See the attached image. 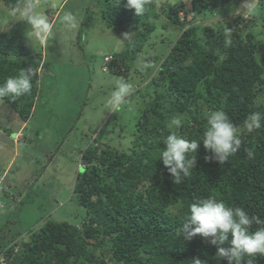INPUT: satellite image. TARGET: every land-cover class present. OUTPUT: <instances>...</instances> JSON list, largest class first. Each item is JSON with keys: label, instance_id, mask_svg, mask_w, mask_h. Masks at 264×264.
Masks as SVG:
<instances>
[{"label": "trees", "instance_id": "obj_1", "mask_svg": "<svg viewBox=\"0 0 264 264\" xmlns=\"http://www.w3.org/2000/svg\"><path fill=\"white\" fill-rule=\"evenodd\" d=\"M0 1L8 9L26 3ZM153 1L147 0L144 14L137 16L127 7V0L119 5L104 0L106 12L102 14L109 29L132 32L114 56L118 64L114 75L128 76L131 67L126 62L135 61L142 52V42L156 29L158 20L164 21L161 26L166 30L179 31L167 40L168 51L160 55L148 84L150 102L137 120L133 145L128 152L104 145L83 153L85 166L72 189V202L85 210L81 229L66 221L47 220L28 240L2 250L5 264H191L195 257L206 264H227L211 245V237L184 239L181 226L191 203L215 197L264 221V120L251 133L244 128L252 113L264 114V43H251L255 21L264 20V0L257 1L252 18L234 15L218 31L194 22L230 0H189V6L181 0L163 2L161 16L153 10ZM233 25L246 30L244 36ZM23 28L18 23L0 32V84L30 67L33 87L15 102L0 100L25 123L34 109L39 81L33 63L22 59L27 55ZM226 33L231 39L228 46ZM257 98L261 99L259 107ZM216 110L227 114L241 139L240 150L223 164L205 159L211 153L202 141L207 115ZM173 118L181 119L180 128L169 127ZM172 133L200 141L197 153L188 156L196 157L189 175L179 181L159 160L164 140ZM258 227L264 224H253L249 230ZM13 251L17 253L12 255ZM254 264H264V256L257 255Z\"/></svg>", "mask_w": 264, "mask_h": 264}, {"label": "rangeland", "instance_id": "obj_2", "mask_svg": "<svg viewBox=\"0 0 264 264\" xmlns=\"http://www.w3.org/2000/svg\"><path fill=\"white\" fill-rule=\"evenodd\" d=\"M176 1L180 0H154L153 10L161 16L162 3ZM181 1L189 6V0ZM257 1L230 0L197 17L194 23L218 31L234 15L252 18L250 13ZM35 11L46 15L53 25L46 38L36 36L30 25L11 15L0 1V32L18 23L23 25L27 55L22 59L32 62L36 69L40 64L37 97L29 121L23 123L0 100V264H5L4 248L28 240V235L47 220L66 221L81 229L85 210L72 202V189L85 166L81 156L104 145L129 151L137 120L150 102L146 97L151 94L148 84L156 73L159 57L168 51L167 40L179 33L176 28L166 30L161 26L164 21L158 20L156 29L142 42V52L135 61L126 62L131 70L125 77L114 75L113 69L118 67L114 56L123 50L127 41L124 34L130 32L105 25L104 0H38ZM65 12L75 16V29L61 25L60 17ZM232 29L240 30L243 36L246 32L234 25ZM252 29L251 43H264V20H256ZM118 78L130 83L133 93L119 111H114L107 106V99ZM256 100L259 107L261 99Z\"/></svg>", "mask_w": 264, "mask_h": 264}, {"label": "clouds", "instance_id": "obj_3", "mask_svg": "<svg viewBox=\"0 0 264 264\" xmlns=\"http://www.w3.org/2000/svg\"><path fill=\"white\" fill-rule=\"evenodd\" d=\"M122 0H114L119 5ZM147 0H127V7L135 10L137 16L145 12ZM38 0H28L22 8L12 7L11 15L19 16L22 22L31 26L34 34L40 38H46L52 31L53 25L46 15L35 11ZM253 6H249V11ZM61 25L68 30L75 29L77 22L71 12H65L60 17ZM130 33L124 34V39L130 38ZM231 44V39L226 33L225 45ZM33 70L29 67L21 69L18 75L9 76L0 84V98H9L15 102L25 94H30L33 84ZM133 93V86L118 78L114 90L107 99V106L114 111H119ZM264 114L252 113L245 121L244 128L249 132L262 127ZM207 130L203 134V147L211 155L206 160H217L221 164L228 161L229 157L237 153L241 148V139L238 129L230 122L229 117L223 111H211L207 115ZM180 128V118H173L169 127ZM198 140H189L175 133L169 134L164 140V149L159 160H162L168 173L179 181L182 176L189 175L190 168L194 165L196 157L188 159V156L197 153ZM250 156L251 153H248ZM262 225L264 221L259 217L250 216L242 207H229L223 201L215 197L197 199L191 203L189 212L184 218L181 232L184 239L192 240L211 237L210 243L215 246L217 255L227 261V264H254L259 256H264V227H258L250 231L253 225ZM231 237V238H230ZM191 264H206V261L195 257Z\"/></svg>", "mask_w": 264, "mask_h": 264}, {"label": "crops", "instance_id": "obj_4", "mask_svg": "<svg viewBox=\"0 0 264 264\" xmlns=\"http://www.w3.org/2000/svg\"><path fill=\"white\" fill-rule=\"evenodd\" d=\"M40 62H41V60H40ZM39 69H40V64L37 67V73L39 72Z\"/></svg>", "mask_w": 264, "mask_h": 264}, {"label": "bare ground", "instance_id": "obj_5", "mask_svg": "<svg viewBox=\"0 0 264 264\" xmlns=\"http://www.w3.org/2000/svg\"><path fill=\"white\" fill-rule=\"evenodd\" d=\"M103 71H106V68Z\"/></svg>", "mask_w": 264, "mask_h": 264}]
</instances>
